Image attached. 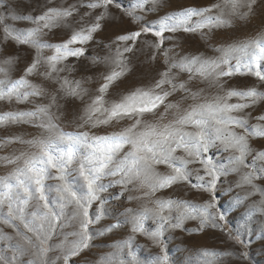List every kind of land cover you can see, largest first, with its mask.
<instances>
[{
    "label": "snow or ice",
    "instance_id": "obj_1",
    "mask_svg": "<svg viewBox=\"0 0 264 264\" xmlns=\"http://www.w3.org/2000/svg\"><path fill=\"white\" fill-rule=\"evenodd\" d=\"M160 0H132L131 6L125 8L120 0H81L80 6H86L91 10L102 9L95 17V22L74 31L64 42L50 44L41 39L45 35V29L52 27L63 19L71 16L76 10V5L67 9L48 8L39 16H13L12 19H24L34 26L27 29H17L12 25L4 24L3 41L11 40L17 45H27L36 49V56L25 69V75L12 81L0 79V100L17 101L27 99L29 96H43L45 90L33 83L27 76L38 73L41 66L46 65L47 70L39 73L45 78H54L60 82V90L66 96L82 97L87 89L81 86L80 81H69L67 77L59 78V73L65 71L64 67H58L69 57H80L84 54L83 45L93 39V33L101 29V21L111 15L110 8L114 6L122 10L133 20L142 19L137 15L141 12L154 11ZM257 0H224L205 8L189 7L178 13L166 16L159 22L158 29L144 26L139 31H131L116 37L117 41L135 42L141 35L152 33L159 38L154 45L160 48L163 44L165 32H176L182 29L185 32H196L203 28L227 27L233 23V18L245 19L254 11ZM151 8L146 9V5ZM227 9V11H226ZM213 10H216L215 14ZM90 15V13H85ZM193 17H199L193 23ZM6 18L0 16V24ZM45 48L54 49L51 56H43ZM132 51L131 46L125 44L121 50L116 49V56L112 63L115 67L106 74L104 83L97 89V93L90 99L81 117L83 128L88 125L96 128L119 122L125 118L133 121L128 127L119 132L107 135H96L88 131L65 132L55 123L53 106L57 105V96L52 94L48 104L37 107L35 112H8L0 115V125L6 123L24 122L29 118L41 115L46 117L40 127L48 132L47 136H39L31 140H21L35 151L21 152L14 158H5L8 163H17L7 176L0 177V224L12 227L16 233V239L12 235L0 229V240L9 242L8 248L12 256L0 254V264H17L20 257L31 252L33 259L27 264H48L46 254L50 248L44 247L51 239L55 225L64 219L77 220L79 230L72 233L76 239L59 246L62 248L63 264H69L71 257L78 256L87 249L92 239L89 233V225L93 220L89 217V208L95 201H100L101 208L95 220L99 221L103 214L105 201L101 200L100 193L107 190L113 184H119L128 189V185L139 182L140 187H147L145 197H151L160 189L169 188L178 182H190L193 170L188 165L199 163L201 169L195 170L197 183L193 188L215 192L221 176H227L232 172H238L240 167L251 168L241 176V183L251 185L254 189L248 195L259 192L264 197V188L256 185L255 180L264 178V151H257L253 156L252 164L245 163V158L253 153L250 147V137L264 138V124H249L250 113L239 115L245 109L255 106L264 100V91L257 86L246 89H229L224 95H218L212 101L191 105L183 113L174 119L163 123L169 109L178 107L176 104L165 101L177 89L188 91L184 82L176 83L172 69L189 73H198L203 78L212 77L219 84L220 78L233 75H248L255 77L264 85V35L244 41L239 44L229 45L221 49L222 56L211 59L198 56L183 58L180 61L170 62L169 67L160 74V79L148 89L138 88L135 91L122 96L118 101L107 99L108 90L126 71L123 62V53ZM167 56V52H165ZM235 63H231V61ZM15 56H7L0 60V73L7 77L9 69L15 64ZM7 66V67H5ZM192 77L190 76L189 79ZM168 85L169 89L164 86ZM222 87V85H221ZM159 90V91H157ZM239 102L230 103L232 98ZM193 98H195L193 96ZM165 105V112L159 114L157 122H149L144 119L145 114H156V110ZM257 121H264V115L256 117ZM191 128L192 130H188ZM242 128L244 133H238L234 129ZM219 142L224 151L232 150L238 155L228 158V165L217 166L211 158L205 157L210 147ZM125 146H128L125 151ZM182 150L186 155L177 156V150ZM165 164L171 170L167 174L156 170V165ZM55 173V174H53ZM106 177H118L111 180L108 185L103 183ZM207 177V179H206ZM56 180L55 185L47 183ZM237 186H240L238 184ZM54 193V195H53ZM129 199L139 197L129 196ZM246 197H237L239 203ZM154 207L143 206L139 211L128 209L132 232L142 233L156 246H161L164 233L169 229L182 228L185 220H200V230L211 221L213 227H218L216 215L211 211L216 205L213 201L203 204H191L187 201H174L171 199H155ZM71 207L70 216H66L65 210ZM180 209L175 217L171 215V209ZM34 210H30L33 209ZM165 210H169L165 214ZM255 213H264V198L254 203L249 209V216ZM224 220L223 213L219 215ZM153 220L154 229L146 228V221ZM21 226L24 231H21ZM31 233V236L28 235ZM35 238V241L33 240ZM129 238L126 247L131 248ZM237 243H244L240 233L233 237ZM15 240V243H11ZM161 255L154 258L152 264H168V255L161 247ZM204 256H224L229 253H216L204 251ZM131 260L127 264H137L135 255L129 251ZM22 264V262H21ZM105 264H126L118 255L106 259ZM211 264V261L206 262Z\"/></svg>",
    "mask_w": 264,
    "mask_h": 264
},
{
    "label": "rangeland",
    "instance_id": "obj_2",
    "mask_svg": "<svg viewBox=\"0 0 264 264\" xmlns=\"http://www.w3.org/2000/svg\"><path fill=\"white\" fill-rule=\"evenodd\" d=\"M87 3V0H84ZM125 8L131 6L132 0H120ZM220 3L222 6L224 0H160L154 11L137 10V15L142 19L133 20L122 10L112 6L111 15L106 17L100 23L101 29L93 33V39L83 45L77 44L73 47H83L84 54L80 57H69L58 67H64L66 70L59 73V78L67 77L69 81H80L81 86L87 89L82 96H66L64 91L60 90V82L54 78H45L42 73L47 70V66H41L38 73L27 76V79L40 85L45 90L43 96H29L27 99L17 101L13 98L11 101L0 100V115L8 112H35L37 107L42 104H48L52 94L57 96V105L53 106L51 112L54 113L55 123L65 132L88 131L96 135H107L113 132H119L123 128L133 123L130 119H123L119 122H112L109 125H102L92 128L83 123L81 117L84 109L90 99L97 93V89L104 83L103 77L108 74L115 65L112 63L116 56V49L121 50L125 44L131 46L132 51L123 53V62L126 64L124 74L110 86L107 94L109 101H118L122 96L135 91L138 88H151L160 74L170 65L166 62H176L183 58L194 56L202 58L215 59L222 56L221 49H226L229 45L239 44L244 41L264 35V0H257L254 5V11L245 19L239 17L233 18V23L227 27L203 28L196 32H185L182 29L176 32H165L163 44L160 48L154 47L159 38L152 33L143 34L135 41L121 42L116 37L131 31H139L144 26H151L158 29L159 22L166 16L178 13L189 7L205 8L212 4ZM81 0H0V16L6 19L0 24V60L7 56H15L16 62L9 69L7 77L0 73V79H10L12 81L25 75V69L31 64L36 56V49L27 45H17L14 41H3L4 24L12 25L17 29H27L34 25L24 19H12L19 16H39L47 11L48 8L67 9L71 5H76V10L71 16L60 21L57 26L51 30L45 29V35L42 40L50 44H57L70 38L74 31L86 28L95 22L96 15L103 11L102 9L91 10L86 6H80ZM152 5H146L151 8ZM227 11V9H226ZM216 10H213L215 14ZM90 13V15H85ZM199 17H193V23ZM167 52V56H165ZM54 53V49L45 48L42 55L47 57ZM235 63V61H231ZM7 67V66H5ZM175 82H184L188 91L177 89L167 98L165 104L172 103L178 107L168 110L163 123L174 119L177 115L183 113L191 105L212 101L218 95H224L229 89H246L257 86L259 90L264 91V85H261L255 77L248 75H233L231 77L220 78L219 84L213 81L212 77L203 78L198 73H189L173 68ZM192 77L189 79V77ZM222 85V87H221ZM169 89L168 85L164 86ZM159 91V90H157ZM193 96L195 98H193ZM230 103L239 102L237 98H232ZM165 112V105H161L156 114H145L144 119L149 122H157L159 114ZM250 113L248 117L249 124L261 123L256 117L264 115V100L255 106L245 109L239 115ZM46 120V117L37 115L24 122L6 123L0 125V177L7 176L17 167V163H8L5 158H14L21 152L35 151L21 140L27 141L41 135L47 136L48 132L40 127V124ZM188 130H192L189 128ZM236 132L243 134L244 129L235 128ZM250 147L253 153L245 158V163L251 166L253 156L257 151H264V138L250 137ZM128 146H125L127 151ZM177 156H185L182 150H177ZM211 158L217 166L228 165V158L232 155H238L232 150L224 151L223 145L217 142L210 147L207 153L203 154ZM193 170L190 182H178L169 188L160 189L151 197H145L144 193L148 188L140 187L139 182L128 185L129 190H125L122 185L113 184L107 187V190L100 193L101 200L105 201L103 214L99 221L95 220L101 208L100 201H95L89 208V217L93 223L89 225V233L92 236L89 247L84 249L78 256L71 257L69 264H105L106 259L118 255L119 259L126 262L131 260L128 252L131 251L137 264H152L155 257L161 255V247L165 249L168 255V264H264V213H255L249 216L251 206L259 202L262 198L259 192L254 195H248L254 189L251 185L241 183V176L251 170V168L240 167L238 172H232L227 176H221L217 183L215 192L204 191L203 189L193 188L192 184L197 183L195 170L201 169L202 165L193 163L188 165ZM156 170L167 174L171 170L165 164L156 165ZM55 174V173H53ZM118 177H106L103 181L108 185L111 180ZM207 179V177H206ZM50 185H55L56 180L47 181ZM254 183L264 188V178L255 180ZM240 184V186H237ZM54 195V193H53ZM129 196L139 197V199H129ZM237 197H246L239 203ZM155 199L187 201L191 204H203L206 201H213L216 205L211 211L216 215L218 227H213L211 221L200 230V220H185L182 228L169 229L161 237L163 244L156 246L146 235L142 233H133L130 223V214L128 209L139 211L143 206L154 207L152 203ZM30 210H34L30 209ZM183 209H171L173 217L179 214ZM169 210H165L168 214ZM66 216H70L72 208L65 210ZM220 213L225 216L224 220L219 219ZM156 224L153 220L146 221V228L154 229ZM3 232L16 237L12 227L0 224ZM79 230L77 220L64 219L55 225L51 239L44 247L50 248L46 254L48 264H63V259H57L62 256V248L59 247L62 242H70L76 237L71 235ZM21 231H24L21 226ZM240 233L244 243H237L233 237ZM31 236V233H28ZM61 236V237H59ZM134 236L131 241V248L126 247L129 238ZM16 239H20L16 237ZM35 241V238L33 237ZM11 243H15L13 240ZM6 240H0V254L8 257L12 256V251L7 247ZM224 252L229 255L224 256H204V251ZM20 257L17 264H27L33 259L31 252ZM59 260V261H58Z\"/></svg>",
    "mask_w": 264,
    "mask_h": 264
},
{
    "label": "bare ground",
    "instance_id": "obj_3",
    "mask_svg": "<svg viewBox=\"0 0 264 264\" xmlns=\"http://www.w3.org/2000/svg\"><path fill=\"white\" fill-rule=\"evenodd\" d=\"M59 237H61V236H59ZM62 257V256H61ZM59 261V260H58Z\"/></svg>",
    "mask_w": 264,
    "mask_h": 264
}]
</instances>
